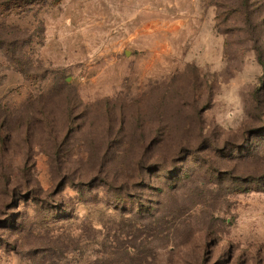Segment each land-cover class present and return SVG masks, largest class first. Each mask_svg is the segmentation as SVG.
<instances>
[{
	"label": "rangeland",
	"instance_id": "obj_1",
	"mask_svg": "<svg viewBox=\"0 0 264 264\" xmlns=\"http://www.w3.org/2000/svg\"><path fill=\"white\" fill-rule=\"evenodd\" d=\"M3 1L0 249L264 264V75L239 128L216 124L264 66V0Z\"/></svg>",
	"mask_w": 264,
	"mask_h": 264
},
{
	"label": "clouds",
	"instance_id": "obj_2",
	"mask_svg": "<svg viewBox=\"0 0 264 264\" xmlns=\"http://www.w3.org/2000/svg\"><path fill=\"white\" fill-rule=\"evenodd\" d=\"M249 55L252 57L254 69H259V71L254 70L250 77L243 82V84L238 85L231 93L223 98L222 102L226 106V111L229 113V117L226 122H222L220 120L216 121L217 126L222 131H236L239 128L240 124H242L246 117L243 99L241 96L242 89L256 83V78L260 75H264V66L259 64L254 53H250ZM245 59L247 60V57ZM69 190V187L66 186L65 191L67 192ZM75 194L76 193L73 192V195ZM0 264H22V261L21 258L14 253L0 249Z\"/></svg>",
	"mask_w": 264,
	"mask_h": 264
},
{
	"label": "trees",
	"instance_id": "obj_3",
	"mask_svg": "<svg viewBox=\"0 0 264 264\" xmlns=\"http://www.w3.org/2000/svg\"><path fill=\"white\" fill-rule=\"evenodd\" d=\"M7 1L11 2V1H14V0H5L2 3H7ZM139 170H142L144 172L143 176L145 177V176H149L155 170H167V168L165 166H159L156 163H151V164H148L146 166L141 165L139 167Z\"/></svg>",
	"mask_w": 264,
	"mask_h": 264
}]
</instances>
